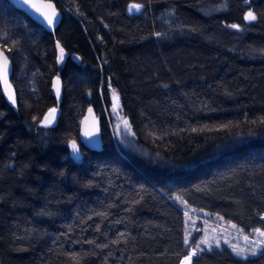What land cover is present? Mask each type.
<instances>
[{
  "label": "trees",
  "instance_id": "trees-1",
  "mask_svg": "<svg viewBox=\"0 0 264 264\" xmlns=\"http://www.w3.org/2000/svg\"><path fill=\"white\" fill-rule=\"evenodd\" d=\"M54 1L51 32L0 0L18 94L15 109L0 86V264H181L191 209L264 228V0ZM111 89L137 146L105 118ZM91 109L98 151L79 139ZM192 264H264V248Z\"/></svg>",
  "mask_w": 264,
  "mask_h": 264
},
{
  "label": "rangeland",
  "instance_id": "rangeland-1",
  "mask_svg": "<svg viewBox=\"0 0 264 264\" xmlns=\"http://www.w3.org/2000/svg\"><path fill=\"white\" fill-rule=\"evenodd\" d=\"M129 7H128V12H129ZM140 10H142V7ZM134 12L137 11H133L132 13ZM61 48L62 47H58V62L60 64H62L65 61L67 56L66 50L62 48L63 60L62 61L60 60ZM116 97H118V99H115ZM120 108H121L120 96L115 89H111V108L110 110H105V118L109 123V125L111 126V128L115 131L117 137L124 139L125 143L128 146H137L138 144L132 132L131 126L128 120L124 118L123 115L121 114ZM80 158H81V153L79 152L78 159ZM200 214L201 212H197L192 209L186 212L185 241L187 238L188 243L186 244L189 249L188 255H191V252L194 248L196 249V252H198L203 249L225 247L229 249L236 256L232 248L233 245H236L237 248H246L248 250L246 255L251 256L250 252L252 251L253 247L258 248L257 254L264 248V238L260 237L259 233L256 231L257 229H259L260 231H264V228H256L251 235H245L241 233L234 224L227 223L222 219L218 221H213L208 218L207 213L203 214L204 216L207 217H202L201 216L202 214L201 215ZM245 236L248 237L247 241L244 239ZM204 239H207L208 241L207 244L200 243V241ZM217 244L219 245L218 247ZM197 245H199V248L196 247Z\"/></svg>",
  "mask_w": 264,
  "mask_h": 264
},
{
  "label": "water",
  "instance_id": "water-1",
  "mask_svg": "<svg viewBox=\"0 0 264 264\" xmlns=\"http://www.w3.org/2000/svg\"><path fill=\"white\" fill-rule=\"evenodd\" d=\"M8 1L11 4H13L17 9L27 14L33 21L41 25L47 31L53 32L55 29H57L63 18V13L54 0H8ZM33 4L36 5L35 8L32 7ZM49 5H51V7H49ZM37 9H39V11H37ZM41 12H45L48 15H52L54 12L56 16V23H54L52 26H49L47 24V21L44 19V16L41 15ZM0 53H3V55L8 58L7 83H5L3 79H0V86L2 89V93L8 104L13 108L17 109L18 94L11 80L13 74V63L8 53L1 47H0ZM57 81H59L58 84ZM57 89H59V94H57ZM53 93L57 96L58 100L61 99L62 87H61L60 78L58 76L54 78ZM58 111L59 108H56L55 113L52 116H49L50 121L54 119ZM79 139L81 144L90 150L98 151L102 147L101 121L99 119V116L93 109H91V111H87V113L81 120Z\"/></svg>",
  "mask_w": 264,
  "mask_h": 264
},
{
  "label": "snow or ice",
  "instance_id": "snow-or-ice-1",
  "mask_svg": "<svg viewBox=\"0 0 264 264\" xmlns=\"http://www.w3.org/2000/svg\"><path fill=\"white\" fill-rule=\"evenodd\" d=\"M33 8L36 7V5H32ZM49 7H51V5H49ZM141 5L138 4H133L130 5L129 7V13H132L133 11H140L141 9ZM37 11H39V9H37ZM41 15L44 16V19L47 21V24L49 26H52L54 23H56V16L55 13L53 12L52 15H48L45 12H41ZM246 19L249 20H255L256 16L253 14V12L249 11L247 13ZM231 27H238L237 25H232ZM7 60L8 58L6 56L3 55V53H0V79H3L5 83H7V72H8V68H7ZM60 60H63V49H60ZM59 83V81H57V84ZM57 94H59V89H57ZM11 98V97H10ZM115 99H118V97H116ZM14 102V101H13ZM56 109H50L48 115L45 116L44 121L47 123H50L49 121V116H52L55 113ZM91 111V110H89ZM127 123V122H125ZM71 149L73 154L78 158L79 156V152H80V148L78 147L77 143L75 141L71 142ZM259 233V236L264 238V231H260L259 229L256 230ZM244 239L247 241L248 237L245 236ZM186 243H188V240L186 238ZM201 244H207L208 241L207 239L201 240L200 241ZM219 245L217 244V247ZM197 248H199V245L196 246ZM210 247V246H209ZM234 253L236 254V256L241 257L242 259H248V255H246V253L248 252V250L246 248H237L236 245L232 246ZM257 251L258 248L257 247H253L252 251L250 252L251 256H256L257 255ZM197 254L196 249L194 248L191 252V255H186L184 257V260L182 261V264H192V257L195 256Z\"/></svg>",
  "mask_w": 264,
  "mask_h": 264
}]
</instances>
